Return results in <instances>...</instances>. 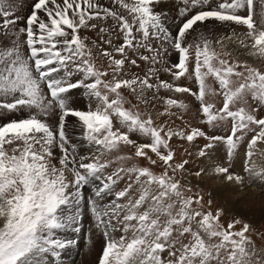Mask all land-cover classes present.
I'll list each match as a JSON object with an SVG mask.
<instances>
[{
  "label": "snow or ice",
  "instance_id": "snow-or-ice-1",
  "mask_svg": "<svg viewBox=\"0 0 264 264\" xmlns=\"http://www.w3.org/2000/svg\"><path fill=\"white\" fill-rule=\"evenodd\" d=\"M164 2L35 0L25 18L17 14L22 3L0 0V116L20 117L0 124V264L61 259L75 243L67 233L81 231L84 206L105 238L99 264H264V245L251 239L248 223L234 218L225 227L224 209L186 194L191 176L209 172L238 185L264 183L256 162L264 158V69L239 59L244 50L264 58V0H179L175 33L167 11L157 10ZM208 21L228 26L215 43L238 44L236 57L197 31ZM162 90L193 97L200 123L227 135L174 127L189 105ZM125 92L137 103L129 105ZM70 118L94 151L78 156ZM173 138L191 145L194 153L185 152L204 167L193 172L189 159L177 160ZM245 142L238 174L231 158ZM221 144L227 166L214 159Z\"/></svg>",
  "mask_w": 264,
  "mask_h": 264
},
{
  "label": "rangeland",
  "instance_id": "rangeland-1",
  "mask_svg": "<svg viewBox=\"0 0 264 264\" xmlns=\"http://www.w3.org/2000/svg\"><path fill=\"white\" fill-rule=\"evenodd\" d=\"M24 2L27 3V0H24ZM30 6H32V3H30ZM163 6L167 7V5H163ZM256 10L257 12L259 11L258 3L256 5ZM255 19L259 21V17H255ZM178 22L173 25L174 29L177 27ZM208 22H211V21H208ZM108 24H111V21H109ZM197 31L204 32L208 37H210L213 40L214 42L213 47L215 48L217 52L230 51L232 52L233 57L237 56L236 49L239 47L238 44H233L231 41H225L226 47L222 50L220 45L215 43V41L219 37L227 36L230 34V29L228 28L227 25H221L217 22H211L210 24L206 23L203 26H197ZM243 31L244 29L237 28L238 33H242ZM189 42H193V37H189ZM175 55L177 54L173 52L171 56H175ZM239 59L242 62L246 60L253 66L264 69V58L250 55L247 50H244V54L240 55ZM162 78L171 80V77L168 75H164ZM181 83H184V81H181ZM189 85L194 87V85H192L190 82H189ZM124 94L129 100V105L137 103V101L134 99V97L130 93L125 92ZM75 95L77 96V99L79 101V103L76 104V107L83 108L87 103V98L81 95L79 91ZM161 95L165 97L177 98L178 100L183 99L185 103L189 105V111L187 113H184L183 122L180 119L173 117V119L175 120V124L173 125L174 127L182 128L184 127L185 123H191L194 126L202 127L203 130H205L209 134H211V131H213L214 133L213 135H227L226 131L212 130V129H209L208 127L206 128L205 125H202L200 123V117L196 112L197 102H195L194 98L191 97L190 95L175 94V93L167 92L164 90L161 91ZM216 102H217V106H220L221 99L218 97ZM157 109L162 110V105L157 104ZM140 110L142 112L145 110L143 105H140ZM19 118L20 117L16 116L15 114L0 116V124L7 122L11 119H19ZM164 119H167V118H164ZM49 122L55 123V118L50 117ZM157 123H160V121H157ZM74 124H75V121L70 118L69 123H68V132L72 139V143L77 145L78 156H83V155L88 154L90 151H94V149L90 150L86 144H84L82 141L77 139V137L80 135V129L78 125L74 127L73 126ZM118 126L119 125L117 124V127ZM131 138L132 139H142L141 137H139L138 134L132 135ZM198 142L200 145H203L205 143V141L202 138H200ZM171 144L176 153L175 158L177 160H180L181 158L182 160L183 159L190 160V164L186 166L188 169L195 172L196 170L199 169V167H204L203 160L195 159V155H192V156L188 155V152L194 153V149L191 145H189L186 142L180 141L178 138H173V140L171 141ZM245 145H246V142H245ZM185 149H188V152H185ZM131 151L132 150L130 148H124L121 154L122 155L131 154ZM220 151H222L221 154L216 153V156L214 157V159L218 158V161H219V159L222 157L221 158L223 161L222 165L227 166V164L225 163L227 159V155H226L227 150H226V147L223 146V144L220 145ZM237 152H239V155L242 157L244 161L243 162V166H244L245 157H246V146L242 145L241 147H239ZM57 155H59L58 151H57ZM152 155H153V158L155 159L156 157L154 156V154ZM235 158L236 156L234 157V159ZM256 162L258 165H264V158L257 157ZM139 163L141 165H146L147 161L144 160L143 158H139ZM233 164L237 165V167L239 168L235 169L236 166L233 167ZM112 167L115 168L116 164H113ZM154 170L157 172V174H159V172L161 171L159 167L155 168ZM231 170L234 171L235 173L243 174V167H241V162L237 164L236 162H234V160L231 159ZM213 176L214 174H212L211 172H209V174H202V179L196 178L195 176H191L190 180H191L192 192L186 193V194L195 195L196 193H199L200 195H203L204 204L206 208L208 207V201L211 200L212 203H211L210 210H212L213 212L221 208L224 209L225 215L222 217V223L225 225V227L234 218L239 219L245 223H248L251 226V231H250L251 239L255 242L257 246L264 245V201L262 200V198H264V186L258 185L257 182H254L251 184H248L246 182L244 185H238L232 182L231 184L236 185L238 187V191L240 190L243 192L242 193L243 200L241 201L239 205L242 207V211L238 212L234 209V205L236 206L237 204L236 201H238V197L236 196V197H231V199L230 198L227 199L225 196H223L220 193V189H219V186L221 183V181L219 180L220 175H218L215 178H213ZM177 178L179 179V177ZM120 187H123V185L121 184ZM93 188H94L93 185H91L90 188L89 187L85 188L84 190L85 197H88L92 193ZM247 193H249L252 197L250 198V196L246 195ZM254 194H257V195L259 194L257 196L258 199L253 198L255 196ZM104 203H107V200H105ZM81 211H82V223L80 225L81 231L79 233H72V232L67 233L69 238H74L75 243L70 249L66 250L63 253V256L61 259L54 260L53 264H67L66 257L68 256V254L69 255L72 254V256H74V260L71 263L68 262V264H99V259L102 255V249L105 245V238L103 237L101 232L97 231L96 229L92 227L93 217L91 216L88 208L84 206L82 207ZM240 227L241 225H237L236 230H239ZM114 235L116 237H119L121 233L116 232L114 233Z\"/></svg>",
  "mask_w": 264,
  "mask_h": 264
},
{
  "label": "bare ground",
  "instance_id": "bare-ground-1",
  "mask_svg": "<svg viewBox=\"0 0 264 264\" xmlns=\"http://www.w3.org/2000/svg\"><path fill=\"white\" fill-rule=\"evenodd\" d=\"M18 1V0H17ZM75 137V136H74ZM243 156V155H242ZM244 162V161H243ZM237 167V165H235ZM218 175L214 174L213 178L217 177ZM219 180L221 181L220 183V186H219V189H220V193L225 196L227 199L231 197H238V201H236V206L234 205V209L238 212L242 211V207L239 206L241 201L243 200V197H242V191H238V187L236 185H233L231 183H226V181L223 179L222 176H219ZM258 185L260 186H264V183H261V182H257ZM244 187V186H243ZM258 188V187H257ZM246 195L250 196V198L252 197L249 193H247ZM255 196L253 198H257L258 199V195L257 194H254ZM262 196V194H261ZM245 198V197H244ZM262 198V197H260ZM262 200L264 201V198H262ZM239 206V207H238Z\"/></svg>",
  "mask_w": 264,
  "mask_h": 264
}]
</instances>
